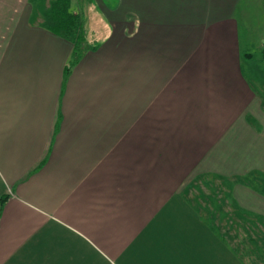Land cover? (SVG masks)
I'll return each mask as SVG.
<instances>
[{"label":"crops","instance_id":"crops-1","mask_svg":"<svg viewBox=\"0 0 264 264\" xmlns=\"http://www.w3.org/2000/svg\"><path fill=\"white\" fill-rule=\"evenodd\" d=\"M72 9L70 65L31 0H0V264H199L198 179L264 218V0Z\"/></svg>","mask_w":264,"mask_h":264},{"label":"rangeland","instance_id":"rangeland-1","mask_svg":"<svg viewBox=\"0 0 264 264\" xmlns=\"http://www.w3.org/2000/svg\"><path fill=\"white\" fill-rule=\"evenodd\" d=\"M49 1L44 0L43 4L46 6ZM77 1L79 0H73L72 3ZM37 13L41 18L38 10ZM225 181L221 176L215 175L209 178L202 177L198 179L197 183H193L196 186L195 190L192 189V191L196 195L200 209H202V214H198L196 220L197 227L193 230V237L199 241L198 247L195 248L200 255L199 264H206L207 256L215 257V264H228L224 237L231 241L232 249H234V252H232L236 254L239 260H247V264H253V262H258L260 259L264 261V251H262L264 250V247H262L264 242L261 240L264 239V224L255 222V219L250 218L254 214L243 213L241 215L243 222L239 227V221L233 213L235 210L231 209L230 213L225 211V214H223L224 209H229V206L232 205V203H229L231 193L227 191L228 183H224ZM240 182L251 183L249 178ZM223 184L226 189L223 188ZM257 185L264 188V185H260V183H257ZM245 217L248 219L247 223H245ZM189 232L184 231L183 236L186 237Z\"/></svg>","mask_w":264,"mask_h":264},{"label":"trees","instance_id":"trees-1","mask_svg":"<svg viewBox=\"0 0 264 264\" xmlns=\"http://www.w3.org/2000/svg\"><path fill=\"white\" fill-rule=\"evenodd\" d=\"M31 1L35 4L36 9L41 15L40 24L54 31L55 33L69 39L73 43L74 47L72 51V56L70 58V65L75 63L84 52L86 47V41L82 20L79 17L78 13L72 9L73 0H50L49 4L46 6L43 4L44 0ZM256 176L254 175L253 177L254 181L257 180L258 183L264 185V180H262L261 182V180ZM235 180L245 181L246 177L235 178ZM261 190L264 191V188H262ZM250 218L255 219V222H260L264 224V218H261L259 215L258 217L250 216ZM247 220V217H245L246 223ZM261 240L262 242H264V239Z\"/></svg>","mask_w":264,"mask_h":264}]
</instances>
